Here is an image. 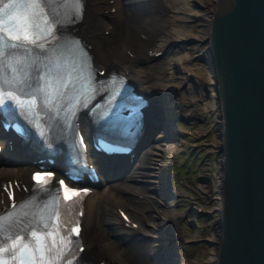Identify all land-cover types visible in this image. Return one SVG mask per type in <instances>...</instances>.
Segmentation results:
<instances>
[{"label":"bare ground","instance_id":"obj_1","mask_svg":"<svg viewBox=\"0 0 264 264\" xmlns=\"http://www.w3.org/2000/svg\"><path fill=\"white\" fill-rule=\"evenodd\" d=\"M197 1L202 4L200 13L208 14L207 24L197 31L184 27L190 12H197L188 7L189 0H82L81 11L71 26L84 38L98 66L122 70L137 88L145 91L149 105L163 107L168 118L178 113L184 115L185 109L198 117L203 109H219L213 100H201L202 103L194 106L195 99L203 98L201 94L194 95L198 98L180 96V88L185 87L189 78H196L201 89L205 83L212 82L205 65L190 59L197 40L206 39L215 0ZM142 33L144 36L140 35ZM182 41L185 43L181 52L176 44ZM148 48L159 49V53L149 54ZM174 68L178 73L169 78ZM175 97L176 105H169L167 102L173 103ZM147 125L148 139L125 172L104 179L84 196L80 236L85 245L80 255L92 260L93 264H179L175 259L158 260L151 255V252L165 254L167 251L163 234L175 223L176 211L172 205L176 199L167 195L164 185L166 160L163 154L166 141L171 139L166 137L169 131L165 123L151 117ZM173 146L168 150L172 152ZM30 167L28 161H5L2 155L0 181L5 177L26 181ZM218 174L219 186L220 168ZM206 181L210 182L208 175ZM201 188L209 191L208 187ZM16 192L20 195L22 190ZM2 203H5V196L0 191V205ZM117 205L125 206L129 217L136 221L135 226L124 225ZM140 230L147 235L138 236L136 232ZM127 235L129 238L125 239ZM210 243L215 245V257L217 240Z\"/></svg>","mask_w":264,"mask_h":264},{"label":"water","instance_id":"obj_2","mask_svg":"<svg viewBox=\"0 0 264 264\" xmlns=\"http://www.w3.org/2000/svg\"><path fill=\"white\" fill-rule=\"evenodd\" d=\"M204 51L219 109L213 261L264 264V0H215Z\"/></svg>","mask_w":264,"mask_h":264},{"label":"rangeland","instance_id":"obj_3","mask_svg":"<svg viewBox=\"0 0 264 264\" xmlns=\"http://www.w3.org/2000/svg\"><path fill=\"white\" fill-rule=\"evenodd\" d=\"M191 1L189 0V3L186 2L189 4L188 7H191L197 12H195V14L190 12V17L185 19L187 22H183L185 23V28L197 31L200 30L203 25L207 24L206 19L208 18V14L205 12L200 13L202 4H199L197 0ZM183 43H185V41L176 44L177 49L181 50V52L184 51ZM204 45V39L197 40V44L193 47V55L190 61L198 62L200 65L204 64L208 72L207 74L210 75V71L205 62ZM193 56L195 57L193 58ZM180 69L181 68H179V70ZM177 70V68H174L173 72H169V78H171L172 75H176L178 73ZM210 80H212V77H210ZM186 82L185 87L180 88V96L185 95L189 96V98H198L194 96L198 93L201 94L203 98L199 97L200 99H195L197 103H195L194 106L210 100H213L215 107L218 106L215 91L211 83L209 85L205 83L203 89H201L202 86L198 83L196 78L193 80L189 78ZM197 107H195V109ZM197 109L201 110L199 107ZM213 111L214 109H203V111H199L201 114L197 117V115L187 113L188 110L185 109L182 111V114L186 116L177 115L176 121L178 124L189 127L191 130L190 132L180 135L178 139L173 138L167 140V147H165L163 154V159L169 163L173 154L177 156V159L174 160L172 164L176 169L174 178H176L175 181L178 183L177 185L183 189L185 194L176 195L174 197L176 200L172 208L176 211V222H181L183 226V234L186 238L185 241H182L181 246H178V250H180L179 255L186 258L190 264H214L215 245L210 242L208 243L204 237H207L211 241L218 240V232L217 227L214 226V219L218 214V208L220 206V199L218 198L219 193L217 190L219 181L218 171L220 168L218 162V158L220 157L217 151L219 137L216 128L217 121H219V111ZM193 127H196L197 131L193 132ZM172 145L176 147V151H174L172 155H169L168 149H170ZM183 146L186 147L185 151L181 150ZM204 175H208L210 182L204 179ZM183 177L187 185L180 181ZM199 177H203V179ZM201 186L208 187L209 191H204ZM194 202H199L202 204L203 208L198 211L191 210L189 206ZM188 219L193 220L192 226L188 223ZM194 238L196 239L194 240Z\"/></svg>","mask_w":264,"mask_h":264},{"label":"snow or ice","instance_id":"obj_4","mask_svg":"<svg viewBox=\"0 0 264 264\" xmlns=\"http://www.w3.org/2000/svg\"><path fill=\"white\" fill-rule=\"evenodd\" d=\"M54 0H30V3L36 6V10L23 22V27L17 25L20 28L18 35L13 36V40H19L21 43H8L7 40V28L4 32L0 33V59H3L5 55H10L4 51L3 45H6L10 49L23 48L26 53L37 51V57L45 55L44 44L39 41L46 39L53 35V25L59 30L64 23L60 17L52 11L50 5ZM60 4L73 3L82 7V0H55ZM78 11V10H76ZM59 36V31L56 33ZM28 44L32 45V48L28 47ZM71 75V71L68 72ZM27 82L21 80L19 87L22 89ZM3 92V88L0 87V93ZM3 104V95L0 94V105ZM29 104L34 107L35 100L29 101ZM63 184V181H59ZM51 191V190H49ZM75 194V193H74ZM70 199V197H68ZM28 202H21L17 206V209H23L27 206ZM14 212V210H10ZM58 213L51 217L49 222H45L43 216H38L35 220L30 222V225L25 230H19L13 232L11 224L17 221L13 220L12 214L6 219L3 214H0V249L3 250L7 258L16 260L17 264H36L37 255L41 264H45L46 254L49 257V264H55V262L62 258V253L68 244L75 245V241L71 240V234L73 232H79V228H72L70 231H64L62 234L61 224L58 223ZM77 251L81 250L79 248ZM68 259H71L69 257ZM0 264H4L0 261ZM67 264V261L65 262Z\"/></svg>","mask_w":264,"mask_h":264}]
</instances>
